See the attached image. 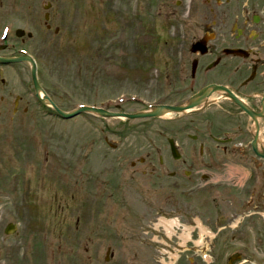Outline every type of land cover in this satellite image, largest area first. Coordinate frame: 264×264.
<instances>
[{"label": "flooded vegetation", "instance_id": "flooded-vegetation-1", "mask_svg": "<svg viewBox=\"0 0 264 264\" xmlns=\"http://www.w3.org/2000/svg\"><path fill=\"white\" fill-rule=\"evenodd\" d=\"M57 1L0 0V34L2 27L9 24L11 30L6 40L12 44L10 47L30 41L33 35L29 32L21 36L17 34L19 27L14 25L20 21L30 25L37 34L40 28L47 34L53 31L54 37L67 22L64 11L57 9ZM81 1L84 15L94 13L100 23L104 17L105 0ZM111 1L115 30L121 28L129 32V35L121 38L132 44L153 45L154 50L129 52L122 60L126 61L132 74L140 76V80L149 74L155 75L152 86L160 92L161 104L178 105L206 86H226L242 100L253 116L258 117V133L264 138V0ZM93 4L96 8H92ZM84 23L86 21L82 19L81 24ZM38 42L35 40L34 43L38 45ZM195 44H199L198 48L192 51ZM3 48V52L13 49L5 44ZM34 49V54L38 55V48ZM239 49L242 52L228 51ZM53 60L49 59L50 66H53ZM141 86L147 88V84ZM20 101L21 98L13 117L18 113ZM1 102H4L3 96ZM219 103L214 106L210 102L203 110L174 117L170 125L165 124L163 131L157 134L161 137L159 142L163 141V147L155 146L156 142L147 135L148 132H143L140 138L145 140L147 147L120 150L123 153L118 155L115 165H128L133 177H145L150 188H157L154 200H151L155 206L150 205V200L143 202L147 209L154 210L155 215L167 214L166 196L171 192L166 190L162 177L168 168L175 179L172 188L179 187L181 183L188 187L201 185L197 189L208 193V197L217 191L212 198L214 201L228 199L229 191L225 187L214 186L216 182L226 180L216 177L222 171H227V162L244 160L251 156V151L245 144L237 148L229 147L232 139L226 135L232 133L233 136L251 138L253 122L226 98ZM23 112H26L25 109ZM119 113L130 112L121 110ZM205 125H209L208 138L205 137ZM186 129L190 132H185ZM112 134L120 137L117 135L120 130L114 128ZM218 140L228 142L222 146H212L210 141ZM169 141L174 145L173 151L179 156L178 160L171 156V149L167 145ZM141 150L142 157L130 159V156L139 155ZM259 169V164L252 166L256 178ZM145 188L144 185L140 191L148 194L149 190ZM246 190L243 209H260L263 197L261 186L251 182ZM196 229L191 231L184 244L177 233L170 238L163 233L161 241L156 236L152 240L155 243L146 241L151 237L131 243L126 253L118 255L116 264H225V260L211 254V249H216L215 245L196 243ZM221 249L219 247L217 252Z\"/></svg>", "mask_w": 264, "mask_h": 264}, {"label": "rangeland", "instance_id": "rangeland-1", "mask_svg": "<svg viewBox=\"0 0 264 264\" xmlns=\"http://www.w3.org/2000/svg\"><path fill=\"white\" fill-rule=\"evenodd\" d=\"M93 44L95 46L96 42H93ZM105 44L107 45V43ZM45 51L48 50L45 49ZM92 51L97 55L96 52L99 51V49H97V44ZM38 54L39 57L42 55V49H40ZM95 58L96 56L91 59L93 70L90 74H78L73 71L72 68L69 70L65 66V69H61L60 64L56 66L58 69L51 72L47 71V69H45L46 67L43 68L42 80L45 83H49L51 88L55 87L59 89V95L57 96L61 99L59 104H61L62 110L70 111L75 108L76 103L98 104L103 98L115 96L117 93L126 90H135V87L130 84V80L123 73H117L112 70L104 73L103 70H101L99 71L101 76L96 78L95 76L98 74H96ZM104 58L105 57H103V59ZM41 61L46 64L47 58L41 56ZM20 67L21 65L16 68L18 72L21 73L19 75H21L26 85L28 76ZM13 73V69H8L6 73L7 77L3 76L7 88L0 87V100L1 96L5 97L4 103H0V119L4 116L8 117L13 115L11 113L12 107L8 110L4 109L7 102V93H10L11 96L14 95V91L21 94L18 85L19 82L16 81ZM24 94L25 93H22L24 96L22 107L26 106L30 108L31 100ZM68 94L71 95V97H69ZM41 113L37 108L33 109L31 107L29 109L28 119H24L26 123H12L8 121L7 123L2 122V124H0V141H3V143L6 141L8 142V144L3 146L2 152L0 151L1 185L7 187V191L11 193V195L9 194L11 198L8 197L7 200L0 199V209H2L0 210V264H9L6 261L9 260L13 249H15L14 259H18L19 255L24 253L28 257V260L29 258L31 261L33 260L31 264H96V257L101 259L103 255L102 248L92 251L96 244H89L86 246L84 241L76 242L80 233H78L77 236L72 233L71 237L69 230H67L66 242L67 244L69 242L72 247L66 248L63 254V246L61 249L58 248V245H61L63 242V236L61 237L58 232L53 233L51 228L54 227V224H59L60 222L59 210L64 212L61 207L63 203H65V196L73 194L78 198L79 201H76V206L78 208L77 213L85 218V212L77 203L82 202L84 198L88 196L87 193L92 190V187L98 186L97 184H104V186L105 184L109 185L106 182L115 178L117 183H126L128 180L126 176L129 170H119L115 165L118 155L123 153L120 150L124 148H143V146H147L144 145L142 138L138 137L135 132L132 137L127 140L107 134V128L118 126V122L114 119L103 120L91 114H81L79 117L69 121H62L60 119L49 120L47 118H40ZM7 117L4 121L8 120ZM139 122L148 123L133 121L129 124L130 126H135ZM161 123L164 126L163 122L160 121L152 124L149 132L157 131ZM120 125L124 124L120 123ZM123 127L124 126H120L118 128ZM101 128H105V130L102 132ZM99 133H103L102 138H100ZM16 137L17 139H15ZM19 137L23 138L24 144H22ZM103 139H106V141ZM157 139L158 140L152 139L156 142L155 146L163 147V141L159 142L161 140L160 137H157ZM35 149L36 156H33V158L36 157L38 161V163H36L37 167L31 164L33 161L31 154H35ZM141 152L142 150L139 155L130 156V158L139 157L140 154H142ZM52 158L55 159L57 165H61V162H64L68 168H65L64 171L57 170L53 183L51 182L49 183L51 185H47L48 173L46 172H50L51 170L50 164H52ZM98 159H103L104 163L102 169L99 168L100 166L98 167ZM71 164L73 166H70ZM231 164L227 173L221 172L224 178L230 175V178L232 177L230 180L234 179L233 176H238V179L232 180L234 181L235 187L231 186L229 188L228 199L223 200V198L218 197L221 200L216 206V204L210 205L209 203L189 202L180 195L179 198L183 199L186 206L190 209H194L193 207L198 206L199 214L197 213L196 216L201 221L203 228L207 227L212 232L216 233L214 230H216L217 227H224L217 232L218 236L213 240L205 237V244L215 245L216 249H211V254H216L221 260H224L227 255L239 252L242 254L243 259L251 260L257 264H264V197L262 201V210H259L262 211L261 216L256 215L250 217L251 212L246 211L243 213L241 201L242 198L245 197V188L251 184L250 175L254 174V172L249 170L252 166L254 167L255 164H259L261 167L258 171L259 179L257 178V181L259 185L263 186L264 164H261L259 161H254L252 157L248 160L244 159L242 162L234 160ZM7 165L9 166L8 170L5 169ZM16 165H18L17 168ZM21 165L24 168L23 172L25 170L22 181L19 180L18 177V174L21 172ZM30 165L34 168V173ZM61 169L63 168L61 167ZM5 171H7V175L12 176V180L7 177L8 181H4ZM219 177H221V175ZM50 180H52V177H50ZM252 180H255L254 177ZM100 181H103V183H100ZM134 183L135 182L128 181L129 185ZM131 190H134V188L131 187L130 192L127 194L133 198L135 196L131 193ZM20 197L22 199H20ZM51 206L54 208L52 212L50 211ZM56 206L58 208L57 210H55ZM63 207H65V204ZM108 212L115 211L110 209ZM67 214L69 217L71 216L69 211ZM220 215L223 219H219L218 223L214 225L215 219L219 218ZM111 216L110 219H113L114 216ZM87 217L90 218V222H95L97 220L96 213L92 216L88 213ZM146 217H149L152 222L154 221L152 216ZM197 217L194 218V221L196 219L198 220ZM74 219L75 216L71 221H74ZM68 220L70 219L67 217L66 221ZM8 223L16 224L17 229L11 236L6 237L3 234V230ZM145 223H149L148 220ZM145 223L143 224L144 227H146ZM102 226L103 222L100 224V232ZM61 227V232H63V226ZM70 228H73V226H70ZM122 228L125 229L126 226H122ZM90 230L94 232L98 231L97 228H92ZM109 236L111 240L103 241L101 238L100 243L102 244L97 247H103L104 249L106 246L113 247L116 241H114L113 236ZM29 237L34 244H32L33 246H31L27 240ZM81 237L84 238L83 233H81ZM23 238L26 243L24 242V244H21ZM35 238H37V241L34 240ZM137 239L139 240L140 236H137ZM70 240H72L71 243ZM28 246L31 248H28ZM219 247L222 249L217 252ZM13 264H15V262Z\"/></svg>", "mask_w": 264, "mask_h": 264}, {"label": "bare ground", "instance_id": "bare-ground-1", "mask_svg": "<svg viewBox=\"0 0 264 264\" xmlns=\"http://www.w3.org/2000/svg\"><path fill=\"white\" fill-rule=\"evenodd\" d=\"M175 224V221H164L160 220L157 224V227H162L165 232L169 235L171 227Z\"/></svg>", "mask_w": 264, "mask_h": 264}, {"label": "water", "instance_id": "water-1", "mask_svg": "<svg viewBox=\"0 0 264 264\" xmlns=\"http://www.w3.org/2000/svg\"><path fill=\"white\" fill-rule=\"evenodd\" d=\"M82 110H83V109H82ZM96 112H98V113L102 114V112H100V111H96ZM74 114H76V113H74ZM74 114H72V115H69V117H70V116H73ZM62 116L66 117L65 115H62ZM257 155H258L259 157H261V158H263V159H264V155H263V154L261 155V154H258V153H257ZM245 264H250V263H245Z\"/></svg>", "mask_w": 264, "mask_h": 264}]
</instances>
